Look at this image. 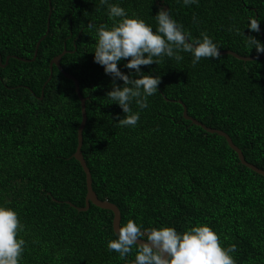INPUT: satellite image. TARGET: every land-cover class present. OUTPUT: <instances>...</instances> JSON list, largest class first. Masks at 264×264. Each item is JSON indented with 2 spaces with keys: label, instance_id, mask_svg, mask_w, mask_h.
<instances>
[{
  "label": "trees",
  "instance_id": "obj_1",
  "mask_svg": "<svg viewBox=\"0 0 264 264\" xmlns=\"http://www.w3.org/2000/svg\"><path fill=\"white\" fill-rule=\"evenodd\" d=\"M110 2L153 28L157 11L168 5L193 37L206 32L220 50L260 55L231 25L264 43V0H199L190 7L177 0ZM249 16L260 20V32L247 28ZM89 23H113L100 0H0V63L11 56L0 65V204L25 226L20 264H130L137 250L125 259L108 250L107 241L116 239L112 210L94 203L78 209L87 196L86 173L74 157L81 100L56 65L48 81L51 60L65 48L61 63L87 98L82 151L93 188L119 206L121 226L130 218L179 232L208 224L223 246L236 245V264H264V175L243 164L225 136L184 115L186 105L192 117L226 131L264 169V57L220 54L193 65L191 53L182 52L181 61L142 65L144 73L160 76L158 92L145 109L133 101L140 119L121 127L125 114L106 96L113 80L94 61ZM125 62H118L121 71L134 72Z\"/></svg>",
  "mask_w": 264,
  "mask_h": 264
},
{
  "label": "clouds",
  "instance_id": "obj_2",
  "mask_svg": "<svg viewBox=\"0 0 264 264\" xmlns=\"http://www.w3.org/2000/svg\"><path fill=\"white\" fill-rule=\"evenodd\" d=\"M177 2L190 7L199 0ZM100 5L106 6V14L113 23L111 26L89 23L87 28L95 30L94 61L102 65L113 80L106 96L125 114L117 122L121 127H135L140 119V111H133L131 107L133 101L139 109H145L149 106L148 97L158 92L160 76L144 73L142 65L157 64L164 57L181 61L182 52L191 53L193 65L201 58L220 57V47L211 36L201 32L199 37H193L173 18L170 8L161 7L157 11L153 28L135 13L129 15L119 3L100 0ZM247 22L248 29L260 32L259 19L249 16ZM229 31L246 37L249 50L255 48L257 54H264V43L255 36H246L236 25H231ZM122 59L126 60L123 67L134 72L121 71L118 62ZM116 80L123 84H117ZM24 227L12 207L0 204V264H20L26 243L20 236ZM115 234L116 239L107 241V248L125 259L135 246L137 250L130 264H236L232 255L236 245L223 246L217 232L208 224H196L179 232L172 226L144 227L130 218L115 229Z\"/></svg>",
  "mask_w": 264,
  "mask_h": 264
},
{
  "label": "water",
  "instance_id": "obj_3",
  "mask_svg": "<svg viewBox=\"0 0 264 264\" xmlns=\"http://www.w3.org/2000/svg\"><path fill=\"white\" fill-rule=\"evenodd\" d=\"M50 4H51V1H50ZM165 9H168L169 6L168 5H165L164 6ZM51 15H52V12H50V15H49V19H48V32L50 30V18H51ZM43 38H41V40L38 42L37 44V47H36V51H35V55L33 57V59L36 58L37 54H38V50H39V45H40V42L42 41ZM69 50H67L66 48L58 55H56L50 62V76L48 78V81L52 78L53 76V73H54V65H56L63 73L65 76H67L68 78L72 79L74 82H75V87H76V92L81 100V106H82V122H81V125L78 129V146H77V149L74 153V157L80 161L85 173H86V180H87V196H86V204L85 206L83 207H78V206H75V207H78V209L80 211H85V210H88L90 208V205L91 203H94L95 205L101 207V208H105V209H109V210H112L114 212V220H113V227H114V231L115 229L119 226H121V222H122V214H121V210L119 208V206L108 200V199H101L98 194L96 193V191L94 190L93 188V177H92V172L87 164V161H86V158L84 157V154H83V151H82V146H83V132H84V129L87 125V121H88V115H87V108H86V101H87V98L84 97V95L82 94L81 92V88H80V82H79V79L69 73L68 71H66L62 65V58L63 56L68 52ZM220 54H231L241 60H245V61H251V60H255L257 58H260V57H264V54H260V55H256V56H244V55H241L233 50H220ZM11 56H8L7 59H6V63L3 64V63H0V65H3L5 66L8 62H9V59H10ZM23 59V58H22ZM32 59V60H33ZM185 109H184V115L186 118L188 119H191L194 123L202 126L204 129H206L207 131L209 132H213V133H219L220 135H223L226 137L229 145L237 151L238 155H239V158H240V161L245 164L247 167L253 169L254 171L264 175V169L263 168H260L258 167L257 165L249 162L246 157L244 156V153L242 151V149L240 147H238L233 139L231 138V136L224 130H221V129H216V128H212V127H209L207 126L206 124H204L203 122H201L200 120L192 117L189 113H188V109L186 107V105H184ZM72 204V203H71ZM74 205V204H72ZM138 239H142V238H138Z\"/></svg>",
  "mask_w": 264,
  "mask_h": 264
}]
</instances>
